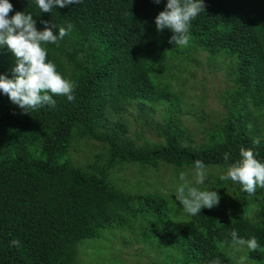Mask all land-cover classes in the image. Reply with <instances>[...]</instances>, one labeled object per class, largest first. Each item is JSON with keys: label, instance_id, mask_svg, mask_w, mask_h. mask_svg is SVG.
Instances as JSON below:
<instances>
[{"label": "trees", "instance_id": "16d2710c", "mask_svg": "<svg viewBox=\"0 0 264 264\" xmlns=\"http://www.w3.org/2000/svg\"><path fill=\"white\" fill-rule=\"evenodd\" d=\"M9 2V18L17 11L31 14L38 31L49 27L58 35L72 25L44 47L73 83L74 100L53 95L54 106L25 112L0 91V264H80L84 240L117 232L161 249L162 264H235L228 250L234 229L243 239L256 238L260 247L247 249V258L263 263L264 189L250 196L216 176L210 190L220 199L223 192L232 196L231 215L202 208L192 216L173 195L124 189L113 171L127 164L195 169L196 160L227 170L241 148L264 162V123L256 120L264 116V0H203L185 47L170 43L171 30L156 28L167 0H82L51 12H41L36 0ZM202 51L218 56L226 70L231 66L233 86L223 95L230 105L216 130L192 145L184 143L182 99L171 80L178 82ZM14 66L12 52L0 45V74L12 78ZM133 106L147 115L166 110L162 142L130 139L122 115ZM111 117L116 122L108 127ZM81 139L107 145L102 163L103 154L85 167L74 163L71 151ZM249 200L253 218L246 214Z\"/></svg>", "mask_w": 264, "mask_h": 264}, {"label": "rangeland", "instance_id": "374dc122", "mask_svg": "<svg viewBox=\"0 0 264 264\" xmlns=\"http://www.w3.org/2000/svg\"><path fill=\"white\" fill-rule=\"evenodd\" d=\"M188 54L185 55L187 58ZM218 56H211L206 51L199 53L198 60L193 62L191 66L180 67L179 78L171 80L173 88L179 92L182 99L181 117L183 127L187 131V137L184 143L199 145L208 141L209 133L216 130V122H219L225 116L229 101L223 98L227 90L232 88L233 79L230 76L231 66L227 67L225 63L220 62ZM187 63H184V66ZM264 114V110H263ZM108 127L115 124L116 118L111 117ZM122 120L127 125V133L130 139H135L137 145H144L146 139L152 142H162L164 135L160 133L166 118V110L158 108V110L150 112V115L138 107L133 106L123 113ZM254 120V118H252ZM256 120L264 123V116L256 118ZM139 133V134H138ZM264 134V129H263ZM261 134V135H263ZM107 145L95 139H81L79 143L71 151V158L74 163L81 167H85L95 161L97 155L103 157L99 162L104 161L107 156ZM206 178L203 184H195V169H179L176 170L171 165H159L141 167L137 164H127L123 167H116L113 171V179L126 190L132 192L138 191H158L165 195H173L175 197L176 189L184 183L180 180V174L184 173L187 180L195 187L202 190H210L215 186V177L225 175L227 170L221 168H205ZM263 189L257 188L256 192ZM226 193V194H225ZM220 200L217 206L213 208L222 213L223 218L231 215L233 201L228 192ZM257 207V206H256ZM253 202L249 200L248 210L244 208L246 214L253 218L255 210H253ZM235 210V209H234ZM242 211V208L236 209ZM129 233L117 232V235L106 234L101 240H84L79 245V261L80 264H162L163 255L158 253L161 249H153L150 245L140 239L133 238ZM127 235L126 241L123 236ZM229 254L233 258L235 264H240V258L246 256L243 264H264L247 258V247L228 246ZM158 253V254H157Z\"/></svg>", "mask_w": 264, "mask_h": 264}, {"label": "clouds", "instance_id": "9594fccd", "mask_svg": "<svg viewBox=\"0 0 264 264\" xmlns=\"http://www.w3.org/2000/svg\"><path fill=\"white\" fill-rule=\"evenodd\" d=\"M81 2L82 0H36L41 12H51L55 6L64 8ZM154 2L158 4L160 0ZM204 7L203 0H167L165 9L155 18L156 28L158 31L165 28L171 30L173 35L170 43L185 47L189 44L190 22ZM12 9L13 5L9 0H0V45L6 44L15 58L13 77L0 74V91L25 112L45 104L54 106L53 95L66 96L69 101H73V83L65 79L57 71L56 65L47 59L48 51L44 47L46 44H56L58 37H65L72 25L60 27L58 35L49 27L38 31L31 14L17 11L9 18ZM253 144L259 145L260 139H254ZM239 156V159L228 165L226 174L221 175L220 179H230L250 196L255 195L258 187L264 189V162L257 159L252 149L241 148ZM224 159L229 160L227 153ZM179 178L184 183L176 189L175 199L186 213L196 216L202 208L211 209L219 204L220 197L216 191L193 186L184 173ZM194 178L197 185L203 184L206 178L205 165L200 160L195 161ZM230 235L233 247L246 246L252 252L260 247L255 237L243 239L235 229ZM12 245L19 247L20 242L14 240ZM245 259L246 256L241 257L240 264ZM212 264L219 262L213 261Z\"/></svg>", "mask_w": 264, "mask_h": 264}]
</instances>
